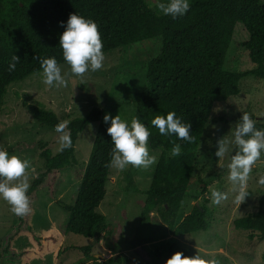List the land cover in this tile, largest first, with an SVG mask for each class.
Here are the masks:
<instances>
[{
  "label": "trees",
  "instance_id": "trees-1",
  "mask_svg": "<svg viewBox=\"0 0 264 264\" xmlns=\"http://www.w3.org/2000/svg\"><path fill=\"white\" fill-rule=\"evenodd\" d=\"M190 11L173 20L170 16H156L146 8L143 0H0V113L8 87L32 74L41 72L40 61L55 57L66 64L59 47L60 35L65 30L70 14L94 20L103 41V52L132 45L144 40L160 38L162 49L146 70V83L138 95L134 118L149 126V145L161 150L154 175L145 191L144 215L156 212L173 236L162 242L163 247L152 251L147 245L160 240L144 226L126 241L125 249L134 250L145 264H166L176 252L193 257L178 243L177 238L207 231L208 200L195 205L180 223L177 218L183 200L190 190L197 164L201 138L206 130L214 104L240 94L245 79L264 82V2L263 0H190ZM238 24L247 31L249 40L243 47L249 53L251 70L232 72L225 69V59ZM16 55L19 61L14 71L9 62ZM34 120L42 127L55 129L61 122L57 115L43 107L24 103ZM175 112L182 122L191 124L193 140L187 143L175 135L163 136L151 126L157 115ZM101 119V111L93 109L85 117L72 119L66 128L72 146L57 153L41 145L40 158L44 170L33 180L28 190L32 211L15 215V223L0 239V259L6 264H34L53 254L58 261L71 249L83 253L77 264H126L122 253L111 249V256L98 259L92 245L64 248L61 233L54 228L37 230L33 226L35 205L40 193L56 201L62 172L67 167H78L76 144L79 135L93 122ZM253 119V118H252ZM254 120V119H253ZM100 126L86 167L76 170L81 179L76 201L57 204L68 214L66 231L89 240L109 234L106 217L100 207L106 197L107 181L111 175L110 153L114 147L107 129ZM264 129V124L257 123ZM181 146L178 156L171 155L174 145ZM137 168L129 165L121 171L118 182L126 192L138 193L135 183ZM201 193L206 194L204 179H198ZM144 215L142 220L145 221ZM147 226V223H144ZM236 229L249 232L250 241H264V194L259 209L234 221ZM25 238L27 246L21 250L17 240Z\"/></svg>",
  "mask_w": 264,
  "mask_h": 264
},
{
  "label": "rangeland",
  "instance_id": "rangeland-1",
  "mask_svg": "<svg viewBox=\"0 0 264 264\" xmlns=\"http://www.w3.org/2000/svg\"><path fill=\"white\" fill-rule=\"evenodd\" d=\"M146 8L156 16L163 15L157 5L166 0H143ZM264 2V0H263ZM249 40L246 29L241 25L235 29L225 59V69L242 72L252 69L249 53L243 44ZM162 49L160 38L144 40L132 45L117 48L105 53L103 67L95 72H87L82 77L70 73L69 65H60L63 72H68L67 87H50L43 83L42 71L27 78L16 81L8 87L0 113V147L10 155L28 159L32 167L27 170L29 184L44 170L40 158V146L47 145L53 153L61 150L59 134L53 129L40 126L33 118L24 103L43 107L54 112L61 121L85 117L93 109L101 111V119L93 122L79 135L76 144L78 167H67L62 172L61 185L56 201L50 200L45 192L40 193L35 205L33 226L37 230L57 229L63 237L64 248L70 246L92 245V253L101 255L100 259L111 256V249L122 253L127 258L126 264H145L134 250H126V241L133 238L144 226L156 234L160 240L147 245L155 251L163 247L162 242L173 235L171 228L165 226L156 212L145 214V191L148 189L155 171L150 168H137L135 183L138 193L126 192L118 182L121 171L115 167L107 181L106 197L100 212L106 217V225L111 232L101 234L100 238L89 240L83 236L67 233L68 214L57 204V201L73 205L81 185L76 177L77 169H84L89 160L97 132L105 123L104 116L120 115L121 119L131 121L134 118L138 103V95L146 83L148 63L159 56ZM243 112L249 113L257 123L264 124V82L257 79H245L241 83L240 94L232 99L219 100L214 104L210 120L200 141L197 164L193 182L186 194L177 223L189 214L195 205L204 204L208 200L207 231L191 233L177 238L178 243L192 256L197 254L215 259L218 264H264V241H250L249 232L234 227V221L254 215L259 209V199L264 194V185L258 184L260 176H264V156L253 166L247 183L248 197L236 203L232 184L228 180L226 167L229 157L215 156L217 142L226 135H231L236 122ZM149 144V143H148ZM150 153L157 156L161 150ZM198 179H204L206 194L201 193ZM222 191L228 198L219 205L212 203L211 193ZM11 206L0 199V239L10 231L15 223V214ZM144 215V220L142 217ZM144 223L148 225L145 226ZM21 250L27 246V240L21 238L16 242ZM83 253L71 249L54 261L53 254L45 260L34 264H77ZM0 264H6L0 259ZM90 264V263H86Z\"/></svg>",
  "mask_w": 264,
  "mask_h": 264
},
{
  "label": "clouds",
  "instance_id": "clouds-1",
  "mask_svg": "<svg viewBox=\"0 0 264 264\" xmlns=\"http://www.w3.org/2000/svg\"><path fill=\"white\" fill-rule=\"evenodd\" d=\"M159 11L170 16L173 20L183 18L190 11V0H166L157 5ZM64 27L59 38V47L62 49L63 59L70 67V73L82 77L85 73L95 72L103 67L105 55L103 41L97 23L81 15L70 14L67 22H61ZM19 58L14 55L9 62L8 70L14 71ZM43 83L50 87H67L68 72L62 73V68L55 57H49L40 61ZM105 123H109L107 132L111 136L114 145L109 161L110 167L119 170L126 169L129 165L136 168H150L157 163V156L150 153L149 137L151 129L139 118H133L130 122L121 119L120 115L112 117L104 116ZM68 121H61L55 126V132L59 134L61 150L72 146V139L66 131ZM151 126L158 129L163 136L175 135L187 143L193 140L191 124L182 122L175 112H169L166 116L157 115L151 120ZM231 135H226L217 142L218 150L215 156L229 157L226 167L228 180L232 184L236 203H241L248 197L247 183L253 166L264 156V129L256 127V121L249 113L243 112L236 122ZM181 153V146L174 145L171 149L172 156ZM32 167L28 159L10 155L7 150L0 147V199L11 206V211L20 217L29 214L31 209L30 197L27 194L30 188L27 170ZM258 184L264 185V176H260ZM212 203L219 205L228 198V194L222 191L211 193ZM166 264H218L215 259L205 258L199 254L188 257L182 252H176Z\"/></svg>",
  "mask_w": 264,
  "mask_h": 264
},
{
  "label": "water",
  "instance_id": "water-1",
  "mask_svg": "<svg viewBox=\"0 0 264 264\" xmlns=\"http://www.w3.org/2000/svg\"><path fill=\"white\" fill-rule=\"evenodd\" d=\"M97 238H94L93 240L95 241ZM96 257L98 258V259H100L102 256L101 255H96Z\"/></svg>",
  "mask_w": 264,
  "mask_h": 264
}]
</instances>
